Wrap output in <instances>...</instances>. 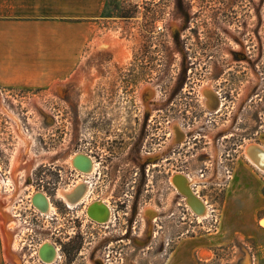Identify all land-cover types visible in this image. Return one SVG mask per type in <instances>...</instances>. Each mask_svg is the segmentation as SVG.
I'll return each instance as SVG.
<instances>
[{
  "label": "rangeland",
  "instance_id": "374dc122",
  "mask_svg": "<svg viewBox=\"0 0 264 264\" xmlns=\"http://www.w3.org/2000/svg\"><path fill=\"white\" fill-rule=\"evenodd\" d=\"M90 20L75 69L0 85V264H39L12 250L9 209L37 190L60 204L89 151L123 213L55 264H264V171L245 152L264 148V0H105Z\"/></svg>",
  "mask_w": 264,
  "mask_h": 264
},
{
  "label": "crops",
  "instance_id": "0c3cea01",
  "mask_svg": "<svg viewBox=\"0 0 264 264\" xmlns=\"http://www.w3.org/2000/svg\"><path fill=\"white\" fill-rule=\"evenodd\" d=\"M104 1L0 0V85L44 86L75 69Z\"/></svg>",
  "mask_w": 264,
  "mask_h": 264
},
{
  "label": "flooded vegetation",
  "instance_id": "af4514ba",
  "mask_svg": "<svg viewBox=\"0 0 264 264\" xmlns=\"http://www.w3.org/2000/svg\"><path fill=\"white\" fill-rule=\"evenodd\" d=\"M215 94L218 102L214 108L217 109L220 100L216 92ZM177 137L180 138L181 135ZM174 138L176 137L174 136ZM72 156H74L72 159L73 163L71 164L70 159V170L68 173L70 183L67 184L68 186L66 188H63L67 190L78 184V181L84 182L83 194H81L80 198L72 206H69L64 198L59 195L58 189L55 194L56 198L61 202L60 204L53 205L46 192L37 190L30 195L29 205L20 199L16 205L14 204L9 209L10 219L8 220V226L10 231H13L10 241L12 250H14L13 246L15 243L27 246L26 250L28 252L30 251V256L35 254L34 258L39 264H55L60 260V253L63 252L61 249V241L75 237L85 239L84 236L90 234V229L93 226H106V224L113 221V218L116 219L119 212L123 213V206L117 203L119 198H113L112 195L108 196L106 191L103 190L106 187L104 183L106 179L104 177L107 175L103 172V167L106 166L102 165L101 158L99 159L92 154V151H89V154L75 153ZM149 157L151 155L146 156V158ZM58 175L61 176L60 173ZM34 195H37L38 199L42 198L40 195L44 199L47 197L52 207L48 208L46 204L43 208L42 206H36L32 202ZM123 202L121 200L119 201L120 204ZM118 208H121V210H118ZM41 253L44 258L41 256Z\"/></svg>",
  "mask_w": 264,
  "mask_h": 264
},
{
  "label": "bare ground",
  "instance_id": "6f19581e",
  "mask_svg": "<svg viewBox=\"0 0 264 264\" xmlns=\"http://www.w3.org/2000/svg\"><path fill=\"white\" fill-rule=\"evenodd\" d=\"M208 93V91H206ZM175 127V126H174ZM246 155L248 157V160L255 165L257 168L262 169L264 171V148L260 144H249L245 148ZM15 162V161H14ZM73 163V161L71 160ZM83 166V163H82ZM18 169V165L14 164L12 167L13 174H15L16 170ZM11 170V171H12ZM173 182L177 185V187L186 195L187 201L191 205V207L194 208L193 211L196 213H201L205 210V203L197 196L191 189L190 183L188 178L184 175H173L172 177ZM79 183L76 184L74 187H71L70 189H61L59 192L61 196L64 198V200L68 203L69 206H72L73 203H75L76 200H78L83 194V181H78ZM82 187V188H81ZM86 188V187H85ZM11 199L9 197H6L5 195L0 194V215L3 217V222H6L7 216H6V209L7 206H9ZM3 203V206L1 205ZM4 204H6L4 206ZM48 208H51V202L50 200L46 197V199H38L37 205L36 206H42V208L45 206ZM6 208V209H5ZM199 211V212H197ZM46 210V209H45ZM48 210V209H47ZM90 211V210H89ZM44 212V211H42ZM91 213V212H90ZM92 216L91 214H89ZM93 217V216H92ZM94 218V217H93ZM99 220V219H97ZM104 221V220H100ZM9 227V226H8ZM45 255V254H44ZM47 260L48 258L45 257Z\"/></svg>",
  "mask_w": 264,
  "mask_h": 264
},
{
  "label": "water",
  "instance_id": "95a60500",
  "mask_svg": "<svg viewBox=\"0 0 264 264\" xmlns=\"http://www.w3.org/2000/svg\"><path fill=\"white\" fill-rule=\"evenodd\" d=\"M77 166H79V165H77ZM79 167H80V166H79ZM80 168L83 169L82 167H80ZM40 197H42V199H44L43 196L40 195ZM40 199H41V198H40ZM37 201H38L37 195H34V196L32 197V202H33L34 204L37 205ZM41 256L43 257L42 253H41ZM43 258H44V257H43Z\"/></svg>",
  "mask_w": 264,
  "mask_h": 264
}]
</instances>
